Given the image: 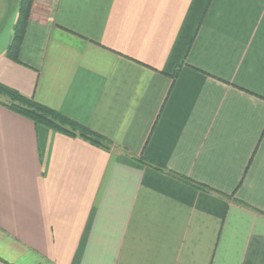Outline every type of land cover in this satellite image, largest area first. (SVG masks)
<instances>
[{
  "label": "crops",
  "instance_id": "0c3cea01",
  "mask_svg": "<svg viewBox=\"0 0 264 264\" xmlns=\"http://www.w3.org/2000/svg\"><path fill=\"white\" fill-rule=\"evenodd\" d=\"M0 0V264H264V0ZM147 159L163 166L158 168Z\"/></svg>",
  "mask_w": 264,
  "mask_h": 264
},
{
  "label": "trees",
  "instance_id": "16d2710c",
  "mask_svg": "<svg viewBox=\"0 0 264 264\" xmlns=\"http://www.w3.org/2000/svg\"><path fill=\"white\" fill-rule=\"evenodd\" d=\"M34 1L21 0L20 2L19 17L15 26L14 37L7 53L8 57L17 63H22L19 58V52L31 17ZM0 105L32 120L37 125L46 126L68 136L81 137L91 144L106 150H110L112 147L110 140L89 126L2 82H0ZM143 161L158 165L147 159H143ZM157 167L164 169L161 165Z\"/></svg>",
  "mask_w": 264,
  "mask_h": 264
},
{
  "label": "rangeland",
  "instance_id": "374dc122",
  "mask_svg": "<svg viewBox=\"0 0 264 264\" xmlns=\"http://www.w3.org/2000/svg\"><path fill=\"white\" fill-rule=\"evenodd\" d=\"M35 2V1H34Z\"/></svg>",
  "mask_w": 264,
  "mask_h": 264
}]
</instances>
